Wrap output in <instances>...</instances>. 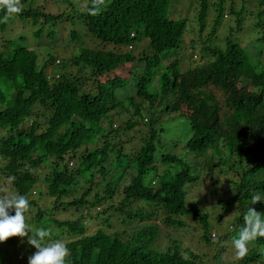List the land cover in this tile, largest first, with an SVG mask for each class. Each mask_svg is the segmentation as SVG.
<instances>
[{
  "label": "trees",
  "instance_id": "16d2710c",
  "mask_svg": "<svg viewBox=\"0 0 264 264\" xmlns=\"http://www.w3.org/2000/svg\"><path fill=\"white\" fill-rule=\"evenodd\" d=\"M77 1L0 7V197L29 200L25 222L48 231L44 243L67 238L66 264H264V237L243 258L231 245L249 207L264 218L251 201L264 195V0H195L204 38L188 43L173 0H85L83 11ZM67 22L61 55L56 26ZM27 26L48 46L30 43ZM169 120L188 126L182 154ZM35 251L10 237L0 264Z\"/></svg>",
  "mask_w": 264,
  "mask_h": 264
},
{
  "label": "clouds",
  "instance_id": "9594fccd",
  "mask_svg": "<svg viewBox=\"0 0 264 264\" xmlns=\"http://www.w3.org/2000/svg\"><path fill=\"white\" fill-rule=\"evenodd\" d=\"M0 7L10 14L21 11L19 0H0ZM69 165H72V162ZM251 201L252 204L264 202V195H254ZM29 207V200L24 195L0 197V242L10 237H27V242L36 249L29 257L28 264H66V258L69 256L66 243L62 240L44 243L45 238L49 236L48 231L38 229L33 232L26 224L24 213ZM13 212L14 214H11ZM243 221L238 235L232 239L235 254L239 258L247 254L251 241L264 237V218L254 208L249 207Z\"/></svg>",
  "mask_w": 264,
  "mask_h": 264
},
{
  "label": "rangeland",
  "instance_id": "374dc122",
  "mask_svg": "<svg viewBox=\"0 0 264 264\" xmlns=\"http://www.w3.org/2000/svg\"><path fill=\"white\" fill-rule=\"evenodd\" d=\"M215 1L216 0H209V4H213ZM239 1H241V0H237V2H239ZM192 5H196V1L195 0H173L172 3H171V6H170V9H172L173 11H174L173 6L178 10V13H179V10H180V13L178 15L172 14L173 15L172 17L174 19H177V18H179V19L185 18L186 21H187L186 32H185V34L183 36V37H185L184 40H186V43L189 42L190 38H192L194 40H198V39H203L204 38L203 37L204 34L200 35L199 32L197 31L196 23H195V21H196V13L195 12L197 10H195L196 7L194 8V11L191 10L190 8H192L191 7ZM59 7H60L61 10L65 11L67 14H71V13H69V12H71V9L65 8L64 6H59ZM85 7H86V1L85 0H79V1L76 2V9L77 10H82L83 11L85 9ZM50 9H51L52 12H56V9H54L52 7ZM208 16L209 17H208V21L207 22L210 25V20H211V18L213 16V13L210 11V13H209ZM228 16H229V14H225L223 19H228ZM247 23L248 22H246V24ZM68 24L69 23L67 22V23L58 24L56 26V37L58 38L57 39L58 41H56V43L59 44V48L57 49V54H61L62 53L61 48L63 47V43L60 42L59 39H65V41L68 40L69 32H70V27H69ZM15 25L16 26H13V28L16 29V32H19L20 31V27H18L17 24H15ZM81 28L79 29V32H80L79 33L80 34V40L83 38V31H82ZM11 29H12V26H8V28L6 29L5 32H1L2 33V36L4 38H6V39L13 38L16 34L15 33H10V32H12ZM33 29L34 28H31L30 26H27V28L25 30V32L29 34V41H30V43L36 45L38 47V49H42V47L48 46V45H45V43H43L44 41H47V38L46 37L43 38V40H42L43 42L41 41L39 43H37V41H36V39H34V37L33 38L31 37V32H34ZM9 30H11V31H9ZM224 34H226L224 27L223 28H218L216 35L219 36V38H216L217 39L216 42H220L222 40L220 38H222L224 36ZM252 35H253V33H251L248 36H252ZM2 39L3 38H0V41ZM241 42L243 44L244 43L246 44V42L244 40L241 41ZM249 42H250V39L248 40L247 44ZM75 46H77V44ZM197 48H199L198 45H197ZM69 50L71 51V47L69 48ZM135 52H137V51H135ZM252 54H253V52H251L249 50L248 55L251 56ZM69 55H71V53H69ZM185 57L188 58V54L187 53L185 54ZM200 57L201 56L198 53V49H196L193 52V57L192 58H193L194 61H197L196 63H201ZM128 66H130V65H126V67H128ZM137 67H138V65H135V67L133 69H136ZM68 70H72V72H75L74 67L68 66ZM155 84H156V81L154 82L153 85H155ZM162 125L165 128V130H166V135H168V139H170L171 145L176 146L174 148L171 146V148H170L171 152L172 153L173 152L174 153L176 152V153H181L182 154L183 151H184V148H185L184 145H185V141H186V139H185V131H187L188 126L186 128V126H184V124H183V121H181V120H169V121H167L165 123L162 122ZM129 134H131V132H129ZM170 150H168V151H170ZM146 180L148 181V180H150V178L148 177ZM192 195H196V194H193L192 193ZM113 202L114 203H118L119 200L118 199L117 200L114 199ZM65 216H68V215H64V214L61 215L62 218H65ZM226 218H227V220L224 221V222H222L220 225L213 226L214 229H212V231L214 233H216L217 236L222 235L226 231V229H228L227 227H229V223H230V219L231 218H229L228 215H227ZM97 227H98V224H96V222H93L88 227L89 228L88 231H91L92 232V230H95ZM104 228L106 230H108L106 227H104ZM116 228L118 229L117 226H116ZM162 228H163L162 229L163 231L160 233L159 237L157 238V241L159 242L158 244L163 243L164 245H166L167 244L166 243L167 239H163V238H165V234L168 231V229H165L164 227H162ZM120 229H121V227H120ZM114 230H115V228H113L111 231L114 232ZM216 235H215V237H216ZM211 237H212V235H211ZM66 240H67V238L66 239L63 238V241L64 242ZM231 245H232V243H231ZM232 248H233V245H232ZM24 263L25 262H23L22 264H24ZM17 264H19V263H17Z\"/></svg>",
  "mask_w": 264,
  "mask_h": 264
}]
</instances>
